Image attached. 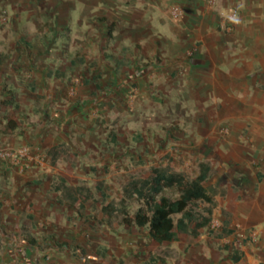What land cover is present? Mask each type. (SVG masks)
<instances>
[{"label": "crops", "instance_id": "crops-1", "mask_svg": "<svg viewBox=\"0 0 264 264\" xmlns=\"http://www.w3.org/2000/svg\"><path fill=\"white\" fill-rule=\"evenodd\" d=\"M130 1L109 0V6L114 8L106 11L103 18L113 23L114 28L111 40L107 41L106 30L103 37L109 42L110 52L116 55L120 51L121 54L112 62L110 57L103 56V62L98 60L94 70H88L87 52L97 47L91 35L94 26H97V16L86 21L83 16L77 17L81 20L76 18L78 23H74V31L82 40L77 52L55 53L50 50L46 54L44 51V54L39 51L33 53L35 49L31 40L37 37L36 34L41 39L53 37L37 23L36 34L30 36L31 40L22 36L15 48L6 51L0 48V53L7 58L11 55L0 66V91L6 84L14 95L0 97V114L11 105L27 110L24 116L14 115L20 127L12 135L0 134V149L30 146L41 158L24 173L0 160V250L3 256L7 254L5 259L11 264L21 263L16 258V251L21 249L9 237L12 235L11 238H17L21 244L19 239L23 233L27 244L29 240L34 241L35 245L29 246L35 251L39 249L38 238L51 245V250L53 247L54 251L65 247L74 254L75 248L84 250L87 243L94 241V250L98 249L97 252L105 257L96 258L97 263L109 264L106 260L113 259L110 248L105 249L106 245L101 240L84 239L85 235H98L104 231L111 238H115L116 233V238L120 240V260L124 259L125 264H144L150 243L146 229L119 226L114 233L103 223L100 229L94 228L93 221H89L91 225L86 229L81 226L78 207L73 209L56 203L55 199L60 194L53 193L51 185L56 177H62L68 179L69 185L76 186L74 184L78 181H91L93 166L105 175L103 172L107 167L121 165L123 161L112 163L107 154L104 155L107 158L101 157L102 150L118 148L122 137H128L131 143L139 146L146 166H150L145 156L157 148L154 139L164 142L167 152H174L172 141L176 140L177 131L173 129L172 136H169L166 133L172 128L160 129L166 128L172 121L183 120L190 125V132L198 131L202 142L216 154L215 158L206 156V160L215 159L216 164L205 186L212 185L220 190L215 198L216 213L211 220L217 227L212 230L208 226V235L201 234L196 241L187 238L184 242H172L170 249L176 255L167 258L164 264H234L226 250L232 247L241 253L240 264H264V0H233V8L239 11L240 23L231 31L219 27L221 19L217 13L216 16L197 18L188 35L169 29L160 18L145 29L143 20L146 13L141 9L133 16L128 9L135 5L138 10L166 1ZM92 5L96 8L97 1L94 0ZM59 8L61 10L63 6ZM91 18L94 20L92 24ZM60 21L68 25L69 18L62 16ZM155 33L159 34V43L154 39ZM3 37L0 36V43ZM92 46L94 48L91 49ZM132 47L136 48L134 57L137 59L140 54L149 57L151 51L176 59L198 49V55L190 63L175 64L184 67L183 74L177 77L172 78L165 71L150 76L154 88L164 96L159 98L163 103L158 105V97H146L145 79L138 74L135 75L137 85L141 87L139 97L116 96L118 92L124 96L128 84L132 83L125 76L129 69L130 55L127 51ZM29 54H34V58ZM175 68L172 67L171 72ZM93 80L96 91L106 86L115 89L106 93V97H80L85 95L82 88L79 97H65V91L58 88L84 81L88 83V91L92 92ZM28 84L40 87L39 94L46 97H25L23 86ZM121 101H127L128 107L132 106L131 103L135 106L122 108L118 105ZM151 103L155 105L152 107ZM111 104L115 107L110 110L108 107ZM156 106L159 113L154 110ZM104 115V125L113 123L116 131L108 132L102 144L105 148H102L98 135L102 132ZM120 128L126 130V135L123 132L120 135ZM111 132L116 135L115 144L109 142ZM74 142L82 153L76 154ZM57 146L71 148L72 162H66L63 153L59 152L55 164H50L48 150ZM157 152L155 150L154 153ZM142 158L137 156L138 161ZM185 159L188 160L183 157ZM67 166L69 169H66ZM97 188L105 195L100 186H96V191ZM91 194L93 196L92 191ZM28 227L32 232L25 231ZM250 231L256 232L255 243L249 240ZM211 233H220L217 241L209 236ZM79 261L78 258L76 262Z\"/></svg>", "mask_w": 264, "mask_h": 264}, {"label": "rangeland", "instance_id": "rangeland-1", "mask_svg": "<svg viewBox=\"0 0 264 264\" xmlns=\"http://www.w3.org/2000/svg\"><path fill=\"white\" fill-rule=\"evenodd\" d=\"M94 0H1L0 1V13L2 10L6 12L7 20L6 22H0V36H4L2 42L0 43V48L3 50H8V48H15L17 46V40L20 37H25V39L30 38V36L34 33L36 34V25L35 23L39 24V26H43L46 32L50 34V36L41 39L38 34H36V38L31 40V43L36 51H39L38 53H49L50 50L55 51V53H65L67 51H78L80 46V38H78L74 31V23H78L76 18L79 16H83L84 21L89 19L90 17L97 16L98 19H101L103 17H106V11H111L114 7L109 6L110 2L109 0H96L97 1V7L94 8L92 5ZM130 1V0H129ZM165 3L159 5V4H150L145 7H141L137 10V7L131 6L129 7V12L133 16H136L140 13L141 9L145 14V19L143 20L144 28H149V26H152L154 22L158 21V19H163L164 23L167 24V27L169 29H175L178 30L180 34H190L192 30V23L196 21L199 17H204L206 15H215L222 11V10H228L230 8L235 7V4L233 0H216L215 4L213 6L208 4L207 0H164ZM131 2V1H130ZM177 6L180 8L182 12V16L179 18H176L173 13L172 9L173 7ZM63 6V9L60 10L59 7ZM76 8L75 12L73 9ZM119 9V8H118ZM63 10V11H62ZM117 12V11H114ZM138 12V13H137ZM62 16L65 18H69L68 25H66V22H61ZM93 18L90 21V24L94 21ZM81 20V18H77ZM78 20V21H79ZM97 26H94V30L91 31V35L93 34L94 42L93 44H96V49L89 50L87 52L88 59H87V67L88 70L91 71V69H95L98 64V60H101L103 62V56L110 57V62L115 61L117 59V55H120V51H117V54L110 52L109 45L103 35L105 34L104 30L107 31V26L110 24L107 23H100L99 21L96 22ZM160 30V29H159ZM156 32H158V29H155ZM149 32V31H147ZM146 34L148 35V33ZM164 33V32H161ZM146 35V36H147ZM156 39V43H159L157 38L159 37V34L155 35L153 34ZM152 36V37H153ZM157 36V37H156ZM79 39V40H78ZM153 39V38H152ZM148 41V40H147ZM103 44V46H102ZM94 48V46L91 47V49ZM90 49V48H89ZM136 48H131L127 51L129 53L128 58V72L126 71L125 76L127 77V80H132V83L130 82L125 89L126 94L123 95H116L117 97H139V88L140 86L137 85L136 75L138 74L144 77L145 86L144 90L147 91L146 97H158V101H156V104H162L163 101L161 100L162 96L158 90L154 88V84L150 81V76H153L155 73H160L161 71L168 72L169 75H171L172 78L179 76L180 74H183L184 67L182 66H175L176 63L179 62H189L193 61L194 57L198 55V49L195 51H192L190 54H187L186 56L180 57V58H172L167 55H162L161 53L153 54V51L148 53V56H143L140 54V57L137 59L134 57L136 55L134 53ZM140 50V49H139ZM138 50V51H139ZM31 53V52H30ZM43 53V54H44ZM138 54V52H136ZM30 57H33L34 54H29ZM93 55V59H91ZM11 55H8V58H10ZM29 57V58H30ZM7 58V60H8ZM32 58V59H33ZM31 59V58H30ZM124 60V58H122ZM121 60V61H122ZM172 67H177L171 72ZM165 69H169V71H166ZM172 73V74H171ZM94 80L92 81V88L93 91H88V83L87 82H80L79 84L74 82L73 84L69 85H62L61 87H58L60 90L65 91V97H79V90L82 88V91L85 93L82 94L84 96L80 97H106V93H111L115 87L109 86L104 87L103 90L99 89V91L94 90ZM78 84V85H77ZM20 88L22 86H19ZM3 90L0 91V97H14L12 95L11 88L7 87V85H3ZM24 92L23 95L25 97H46L45 95L39 94L40 87L38 86H32L31 84H28L26 86H23ZM14 91L15 90L13 88ZM2 92V93H1ZM68 93V95H67ZM2 94V95H1ZM161 98V99H159ZM130 101V100H129ZM131 102V101H130ZM134 102V101H132ZM135 103V102H134ZM129 103L126 101H121L118 103L120 107H127L134 108L135 104L131 103L132 106L128 107ZM155 103H151L150 106H154ZM3 106H6L3 104ZM115 107V104H111L108 108L111 110ZM158 106L154 109L159 113L160 110ZM42 112V110H39ZM38 111V112H39ZM27 113V110L21 109L19 105H11L10 108H6L3 111V114H0V121L3 123V118H15L14 115L18 114L25 115ZM37 114V113H36ZM105 115L103 116V124H102V132L98 135L99 142L101 143V147L105 148L102 144L104 142V139L107 137V134L109 131H116V127L113 123L104 125L105 121ZM49 121V119H48ZM175 129L177 131V135L175 136L176 140L172 141V145L174 148H172V152H167L166 145H164V142L158 141V139H154L155 146L158 150V154L154 152H149L147 154L146 152V158L148 157V164L150 166H146L145 158H142L144 155L141 150H139V146L135 145V142L131 143L130 140L127 138L122 137L119 140V147L113 149L112 151L108 150H102L103 155L102 159H105L107 157H104L105 154L108 155L109 159L113 160L112 163H116V160H121L123 163L119 166L117 164L115 166H112V168H106L104 170L105 175H101L100 171L96 168V166H93V175L91 177V181H78L74 185L76 186H88L92 193V200L88 201L84 204L83 208L79 209L78 217L81 221V226H85L86 229L89 227V221H93L94 228L101 226L100 224H105V220L100 215V209L101 206L104 204H107L109 202L117 203L122 198V190L125 187V185L133 179H141L145 176V174L148 172V170L152 167L156 168H164L169 167L175 172L183 173L187 178L193 179L196 177V174H198V165L201 162H208L211 166L212 173L215 171V159L206 160V156L210 157H216V154L209 150L204 142H202V135L197 131L194 133L190 132V125L187 122L182 121H172L168 123L166 128H162L160 130L164 129ZM0 130H3V126L0 127ZM136 131V130H132ZM123 134L126 135V130H123L120 128V135ZM138 133V132H137ZM204 136V135H203ZM148 139L151 142L150 135L148 134ZM74 149H76L77 153H82V150L79 149L78 145L73 144ZM68 149V150H67ZM63 148L60 149L59 152L63 153V159L66 162H72L74 156L71 152V148ZM125 152V153H124ZM75 154V155H76ZM93 155V154H92ZM97 155V154H95ZM138 158H142L140 161L137 160ZM183 157H187L188 160H183ZM151 158V159H150ZM48 159V158H47ZM150 159V160H149ZM125 161L127 163H125ZM187 162V163H186ZM152 165V166H151ZM66 169H69L67 166ZM207 183V182H206ZM205 183V184H206ZM72 185V184H71ZM100 186L104 193H105V201L101 199L99 196V193L96 191V186ZM208 187V186H207ZM215 190V197L218 195L219 188H215L212 185H210ZM7 192V191H6ZM162 195L170 198V199H176L177 194L173 189H165L161 193ZM215 206L211 209V220L214 219V214L216 213V200H214ZM139 202L137 200H130L127 203V210L131 216L135 213V211L139 207ZM204 204H199L197 208V212L201 215H204ZM87 225V226H86ZM119 226L113 225L112 227H106L110 231H116V228ZM97 229V230H98ZM25 231L32 232V229L30 227L25 228ZM100 231V230H98ZM95 233V232H94ZM115 233V232H114ZM208 232L206 229L202 232V234H207ZM1 234V231H0ZM96 234V233H95ZM93 234V236L85 235L84 239H87V237L93 240H101V243L106 245L105 249L110 248L113 255L111 260L107 259L106 261L109 264H125L124 259L120 260L122 250L120 248V240L116 238L107 237L105 232H101L98 235ZM14 235V234H13ZM12 235H10L9 240L13 242H17L19 245L18 249L16 251V258H18L21 263L19 264H99L97 263L98 258H105L103 253L97 252L99 251L94 250V245L96 242H90L87 243L84 250H78L75 248V254L73 251L70 250V248H57V250L54 251V247L51 250V245H47L43 242V239H36L38 243L39 248L37 251H35V248H32L29 246V244L26 243L24 234H20L21 244L18 243L17 238H11ZM210 237H212L215 241L218 240V237H220V233H211L209 234ZM7 241V240H6ZM173 243L164 244L161 246L160 255L163 258L162 262H159L158 264H164L167 260V258H174L176 255V252L171 250ZM78 247V246H75ZM101 251V250H100ZM12 251H10L11 253ZM78 253V255H77ZM77 255V256H76ZM7 256V254H6ZM6 256H3V251L0 250V263L1 264H11L9 261L5 259ZM9 257V256H8ZM11 257V256H10ZM79 258V263L76 262V260ZM97 258V259H96ZM3 259H5V263L3 262ZM132 264V263H128Z\"/></svg>", "mask_w": 264, "mask_h": 264}, {"label": "trees", "instance_id": "trees-1", "mask_svg": "<svg viewBox=\"0 0 264 264\" xmlns=\"http://www.w3.org/2000/svg\"><path fill=\"white\" fill-rule=\"evenodd\" d=\"M1 1V0H0ZM100 23H107L104 18L97 19ZM114 24L107 26L106 38L111 40ZM7 56L0 53V66L6 63ZM73 64V63H72ZM1 135L10 136L20 126L14 118H3L0 121ZM171 129L166 134L172 136ZM111 144L116 143V135H108ZM63 146L53 147L48 150L50 164H55V159ZM212 168L206 161L199 163L198 174L189 179L183 173L175 172L169 167L150 168L141 179L130 180L122 190V198L117 202H109L101 206L100 215L108 227L124 226L128 228L146 229L150 243L148 254L144 264H158L163 261L160 248L171 242H184L187 238L196 241L202 232L211 223V209L215 206V190L205 183L210 179ZM165 189H173L176 199H170L162 195ZM51 191L60 194L55 201L60 205L70 208H83L84 204L92 200V194L86 186H72L68 179L56 177L51 185ZM101 199L105 201V195L99 188ZM137 200L140 204L131 216L127 210L130 200ZM199 204H204V215L197 212ZM35 245L34 241H28ZM60 246V245H59ZM229 260L234 264H240L241 253L235 248H226Z\"/></svg>", "mask_w": 264, "mask_h": 264}, {"label": "built area", "instance_id": "built-area-1", "mask_svg": "<svg viewBox=\"0 0 264 264\" xmlns=\"http://www.w3.org/2000/svg\"><path fill=\"white\" fill-rule=\"evenodd\" d=\"M208 4L213 6L216 0H207ZM172 13L176 18L182 16V12L179 7H173ZM221 22L219 27L225 31H231L232 28L238 26L240 23L239 11L236 8H230L228 10H222L219 13ZM7 15L4 10L0 13V22H6ZM0 160L7 163L10 167L16 169L19 173H24L32 166L33 162L41 161L40 156L37 154L36 150L30 146H21L13 149H0ZM210 229H215L217 227L216 223L209 224ZM249 240L251 243L256 242V232L250 231L248 233Z\"/></svg>", "mask_w": 264, "mask_h": 264}]
</instances>
